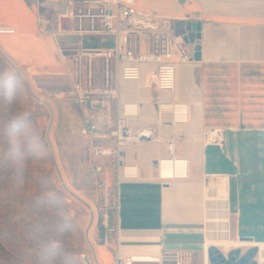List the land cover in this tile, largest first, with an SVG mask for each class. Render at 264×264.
Returning <instances> with one entry per match:
<instances>
[{"label": "crops", "instance_id": "0c3cea01", "mask_svg": "<svg viewBox=\"0 0 264 264\" xmlns=\"http://www.w3.org/2000/svg\"><path fill=\"white\" fill-rule=\"evenodd\" d=\"M83 3L0 0V23L16 27L15 33L0 34L10 53L0 46L27 70L48 75L65 72L73 87L77 67L70 56H63L56 32L68 6ZM135 3L200 21V58L178 65L174 90L157 87L155 78L147 83L146 77L153 75L148 72L139 80L122 82L121 103L117 98L65 99L64 120L71 124L64 132L78 138L74 146H67L72 156L65 161L78 162L92 148L115 146L111 132L119 118L132 130L151 127L155 137L123 144L119 163L109 154L95 156L98 170L111 166L106 183L116 192L111 226L95 243L97 255L104 262H112L117 252L157 262L167 253L182 260L184 254L202 252L204 264L205 251L209 259V249L215 245L205 250L209 240L231 242L242 236L264 240V0ZM75 37L77 45L81 38ZM90 40L107 41L98 36ZM96 58L99 83L102 72ZM85 66L83 61V71ZM51 95L53 108L62 116L60 93ZM161 100L186 102L189 117L173 121L168 109L159 110ZM127 101L139 103L137 115L122 117V104ZM90 123L91 131L85 133L83 128ZM215 128L222 130L221 141L208 138ZM171 139L175 153L189 159L187 176L160 175L158 160L169 155ZM126 165L136 166L137 174H126ZM234 247L239 245L221 248Z\"/></svg>", "mask_w": 264, "mask_h": 264}, {"label": "rangeland", "instance_id": "374dc122", "mask_svg": "<svg viewBox=\"0 0 264 264\" xmlns=\"http://www.w3.org/2000/svg\"><path fill=\"white\" fill-rule=\"evenodd\" d=\"M57 36L63 50L77 46L75 36L66 32ZM83 42L94 44L90 39ZM0 43L10 53L7 44L1 39ZM2 47L0 264H82L80 253L90 250L100 237L104 239L111 226V210L116 203L115 186L106 183L111 166L98 170L95 156L99 154L93 148L86 159L82 156L78 162L65 161L72 156L67 146H74L78 140L75 133L64 132L71 122L64 120L68 104L63 101L74 99L69 76L65 72L48 75L27 70ZM76 55L63 52L75 66L80 56ZM95 64L102 72L104 58L97 57ZM153 80V75L146 77L147 83ZM53 92L61 95L63 117L53 108ZM182 264H203V253L184 254Z\"/></svg>", "mask_w": 264, "mask_h": 264}, {"label": "built area", "instance_id": "2783aa9c", "mask_svg": "<svg viewBox=\"0 0 264 264\" xmlns=\"http://www.w3.org/2000/svg\"><path fill=\"white\" fill-rule=\"evenodd\" d=\"M83 4L74 7L70 4L62 14L69 19V26L60 22L56 35L66 32L78 36L81 41L77 50L74 85L71 90L76 101L117 98L121 103V84L124 80H139L146 73L153 72L157 87L174 90L177 85V69L180 63L196 62L195 49L190 48L183 35L176 34L177 20H186L158 10L145 9L135 0H83ZM16 27L0 23V34L15 33ZM104 37L106 43L85 45V38ZM87 59H83V56ZM81 57V58H80ZM104 58L101 81L95 76L93 58ZM85 61V70L82 63ZM159 110L168 109L173 121L186 120L190 108L186 102L161 100ZM139 112V103L127 101L122 104V117L135 116ZM92 124H85L83 131L90 133ZM111 134L115 137L113 147L94 148L96 154H111L122 160V146L131 140L151 139L155 137L151 127L132 130L119 118ZM222 130L209 131L208 138L221 141ZM169 155L158 160L160 175L166 179L188 175L189 159L175 153L174 140H169ZM125 173L136 175V166L126 165ZM82 264H135L144 262L142 256L117 252L112 262H104L97 255L95 246L80 253ZM160 264L167 262L182 264L175 253L159 257Z\"/></svg>", "mask_w": 264, "mask_h": 264}, {"label": "flooded vegetation", "instance_id": "af4514ba", "mask_svg": "<svg viewBox=\"0 0 264 264\" xmlns=\"http://www.w3.org/2000/svg\"><path fill=\"white\" fill-rule=\"evenodd\" d=\"M209 252L210 264H258L259 253L256 245L246 249L237 247L228 252L214 245Z\"/></svg>", "mask_w": 264, "mask_h": 264}, {"label": "water", "instance_id": "95a60500", "mask_svg": "<svg viewBox=\"0 0 264 264\" xmlns=\"http://www.w3.org/2000/svg\"><path fill=\"white\" fill-rule=\"evenodd\" d=\"M61 23L64 27H68L69 26V19L68 18H62L61 19ZM176 24V34L177 35H183L185 40L187 42H190V48L191 49H195V57L197 59L200 58V45L198 43V39L201 36V27H202V23L200 21H192V20H177L175 22ZM64 54H74L77 52V50L75 49H69L63 50ZM242 239H253V237L251 236H242ZM212 247V246H211ZM210 247V249H211ZM209 249V250H210ZM211 253V252H209ZM208 253V254H209ZM211 261V259H210Z\"/></svg>", "mask_w": 264, "mask_h": 264}, {"label": "bare ground", "instance_id": "6f19581e", "mask_svg": "<svg viewBox=\"0 0 264 264\" xmlns=\"http://www.w3.org/2000/svg\"><path fill=\"white\" fill-rule=\"evenodd\" d=\"M212 244L221 246V247H228L231 245H239V246H248V245H256L258 246V253H259V263L264 264V240L261 241H254L253 239H242L237 241H224V240H209L206 242L205 250L210 247ZM204 264H210L207 252L205 251V258ZM182 263V262H181ZM176 264V263H175Z\"/></svg>", "mask_w": 264, "mask_h": 264}]
</instances>
